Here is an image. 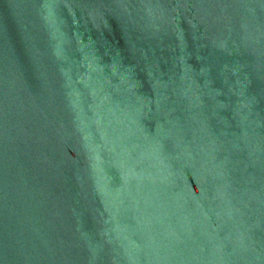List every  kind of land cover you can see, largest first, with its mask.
Returning <instances> with one entry per match:
<instances>
[{"label": "water", "instance_id": "water-1", "mask_svg": "<svg viewBox=\"0 0 264 264\" xmlns=\"http://www.w3.org/2000/svg\"><path fill=\"white\" fill-rule=\"evenodd\" d=\"M0 264H264V0H0Z\"/></svg>", "mask_w": 264, "mask_h": 264}]
</instances>
